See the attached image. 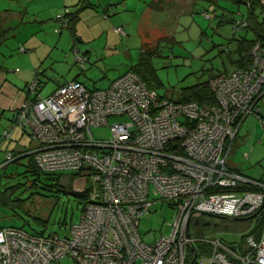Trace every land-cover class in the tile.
<instances>
[{"label": "built area", "instance_id": "built-area-1", "mask_svg": "<svg viewBox=\"0 0 264 264\" xmlns=\"http://www.w3.org/2000/svg\"><path fill=\"white\" fill-rule=\"evenodd\" d=\"M214 11L211 6L206 17ZM70 13L65 8L56 16L57 33L68 27ZM247 26L242 15L233 31ZM115 31L126 35L122 27ZM85 61L76 54L77 63ZM209 87L215 104L176 102L127 72L106 89L70 81L42 97L36 78L14 127L29 130V154L40 172L82 173L91 186L80 221L65 236L1 228L0 264H57L64 258L75 264H264V182L227 163L238 127L250 116L261 118L264 42H255L241 68L214 77ZM94 128H109L111 138L95 137ZM14 160L7 152L5 164ZM157 204L176 218L167 235L147 243L141 218ZM202 216L260 217L262 226L243 246L208 241L190 226Z\"/></svg>", "mask_w": 264, "mask_h": 264}, {"label": "rangeland", "instance_id": "rangeland-1", "mask_svg": "<svg viewBox=\"0 0 264 264\" xmlns=\"http://www.w3.org/2000/svg\"><path fill=\"white\" fill-rule=\"evenodd\" d=\"M48 1L27 3L31 11L41 9L38 21L29 16L24 24L18 25L16 31L0 38V66L4 68L0 70V82L4 80L2 75L9 80L14 76L15 84L22 89L26 82L31 84L38 75L37 79L43 83L40 91L42 97H47L59 84L72 80L74 76H78V80L88 88L105 89L119 74L139 62L143 42L151 45L158 43V53L150 61L160 81L158 93L173 100H177L185 89L208 81L212 75L221 72L230 74L236 68L233 63L237 60L233 37L238 38L245 31H233V24L228 21L239 20L242 15L245 17L246 7L243 4L238 6L230 0H179L180 3L159 0L157 6L160 9L148 11L154 14L152 18H156L151 22L146 15L135 17V22L130 23L129 13H121L122 18L128 15L129 26L124 27L125 36L115 31L124 24L117 21L119 16H116L109 21H99L91 29L85 20L79 22L77 37L74 39L67 28L62 29L61 33L56 32L61 29L56 16L65 8L54 15V19L41 18L49 12L48 8L45 10L44 3L46 7L58 3L57 0L53 3ZM77 1L73 0L71 4ZM150 1L126 0L124 3L136 6V3L146 4ZM211 6L215 11L209 19L205 13L209 12ZM108 26L110 29L103 31ZM162 36L167 39L156 41ZM66 38L70 41L65 46ZM81 40L83 44L79 43ZM32 42H36L37 47ZM73 44L75 46L71 49ZM108 44L112 48H107ZM20 47L29 51L20 53ZM77 48H81L79 54L86 59L84 65L75 62ZM35 70L38 73L35 74ZM16 75L21 76L17 79ZM18 92L6 86L0 91V229L15 228L29 234L65 236L68 228L81 219L83 204L79 198L71 193L50 194L32 188L34 177L25 178L23 175L29 163L28 158L8 164L2 169L6 165L4 161L7 152L34 148L29 130L14 127L12 112L22 106L26 97L25 90ZM260 111V119L250 116L238 127L227 163L229 168L237 169L244 176L264 182V102L260 104ZM113 121L110 120L111 123ZM5 130L11 133L8 139L4 137ZM93 134L100 139L111 138L109 128H94ZM84 187L81 182L71 183L75 191L81 192ZM175 218L174 211L166 205L157 204L152 207L151 213L141 218L139 230L143 240L153 243L161 235H167L168 224L173 223ZM259 219L235 221L202 216L197 222L196 219L192 220L190 226L200 239H219L243 246L246 238L258 228ZM57 264L75 262L64 258Z\"/></svg>", "mask_w": 264, "mask_h": 264}, {"label": "trees", "instance_id": "trees-1", "mask_svg": "<svg viewBox=\"0 0 264 264\" xmlns=\"http://www.w3.org/2000/svg\"><path fill=\"white\" fill-rule=\"evenodd\" d=\"M231 2L237 4H246L247 2L251 3L250 7H246L245 18L248 22L247 28L244 30L245 33L240 35V37L236 38L233 37V41L235 40L236 43V50L234 53L237 54V60L233 62L236 64L235 69L241 68L248 59V54L254 45L255 42L260 41L264 42V5L262 4V0H230ZM87 4V3H86ZM78 13L71 12L68 16V27L74 31V27L78 21ZM229 23L233 24L234 20L230 19ZM158 53V47L155 48H148L141 53L139 62L132 66L128 72H133L137 74L143 82L148 86L150 89H155L158 91V88L161 87L160 81L157 78V74L155 68L151 64V59ZM2 67L0 66V70ZM127 73V72H126ZM220 74H228V72H221L218 74H214L210 77V79L206 82H200L197 85H194L190 88L185 89L180 97L177 100H173L171 98H167L162 96L163 98H167L172 101L176 102H190L195 101L198 103H208V104H215L216 98L214 93L209 87V83L211 79L220 75ZM16 113V112H15ZM15 113H13V122L15 119ZM32 151L30 150H17V151H9L15 157V160L8 164L18 163L19 160L23 158H28L29 163L26 166V170L24 172V177L33 176L34 180L31 185L32 188H39L44 192H48L50 194H73L75 197L79 198V202L81 204H86L88 199V190L89 186H91V181L88 175L82 173H58V174H46L42 173L38 170L37 166L34 163V157L29 153ZM5 162V161H4ZM8 164L2 166V169H5ZM232 171L241 174L238 170L231 169ZM68 183V185L65 183ZM74 182H81L84 184L83 191H75L71 188V183ZM262 224L259 223L258 228L253 232L256 233L261 228ZM42 234V233H36ZM197 247H201L198 245Z\"/></svg>", "mask_w": 264, "mask_h": 264}, {"label": "crops", "instance_id": "crops-1", "mask_svg": "<svg viewBox=\"0 0 264 264\" xmlns=\"http://www.w3.org/2000/svg\"><path fill=\"white\" fill-rule=\"evenodd\" d=\"M35 1L37 2L38 0H0V38H3V36L6 35L9 32L16 31L17 27H19L18 25L24 24L25 23V20L29 16H30V18L31 17H34V19L36 18L35 21H38L37 19L40 17V14L39 13H40V10L41 9L39 11L34 12V11H31V8L27 6V3H34ZM75 1L76 0H74V2ZM95 1H96V3L93 0H78L76 2V4H71V3H73V0H69V3H68V0H57L58 3H53L54 0H49L48 2L49 3H53V4L52 5H47V7H46L45 3L43 4L45 10L48 8L49 12L48 13H44L41 18L43 19V18L51 17V19H54V15H57L58 13H60V11L63 8H69L72 13L79 11V13H78V17L79 18H78V21H77V23H76V25L74 27V31L68 29V31H70V33L72 35V38L75 39L77 37L76 36L77 35L76 34L77 33V30H78L77 25H78L79 22H81L83 20H85V22L87 23V25H89V28L91 29V27H93L99 21H103V20L109 21L111 17H115L116 18V16H119L118 19H117V21L124 23L122 28L125 30V28L129 26L128 25V21H127L128 15L126 17L122 18L121 17V13L122 12L126 11V12L129 13V15L131 17L130 23L131 22H135V20H136L135 17H138V16L143 17V16H146V15L148 17V20L151 22L153 20H156V18H152L151 15H154V14H150V12H148V11H151V9H158L159 8L157 6L159 0H151L150 2H148L146 4L145 3L144 4L136 3V6H132L133 3H129V4L125 5L124 2L126 0H106L105 2L102 0L101 3L98 0H95ZM174 2L175 3H180L179 0H174ZM72 5H74V6L72 7ZM119 9H122V10H119ZM154 13H157L158 15L161 14V13L156 12V11ZM15 23L17 25L14 27ZM117 28H119V27H117ZM107 29H110L109 26H108V28H105V30H103V31H106ZM139 32H141V31H139ZM100 35L102 36L101 33H100ZM164 39L166 40L167 38L165 36H162V37L156 39V41H158V40L161 41V40H164ZM29 41L31 42L32 39H29ZM69 41L70 40H68L67 38L65 39V46L67 45V43ZM79 43H82L83 44L84 41L81 40ZM107 43H108V41H106V44ZM31 44L34 45L35 47H37V43L36 42H34V43L32 42ZM71 45H69V46H71ZM157 45H158V43H157ZM157 45L156 44L155 45H151L150 43L143 42L142 43V47H141V53L144 50L148 49V48H155ZM74 46H75V44H73V46H71V49ZM35 47L31 46V48H35ZM21 48H23V47H20L19 48V52L20 53H21V51H20ZM107 48H112V46L110 44H108L107 45ZM35 50H36V48H35ZM80 50H81V48H77V51L75 53V56H76L77 53H79ZM28 51H29V49L25 48V52H22V53H26ZM87 53H89V52H86L85 54H87ZM75 62H76V60H75ZM132 66H134V65H131L127 69L126 72H128ZM2 69L4 70L3 67H2ZM16 72H17V70H16ZM126 72H124L123 74H119V76H117L115 79H113L110 82L109 86L111 85V83L113 81H115L116 79H118L119 77H121L122 75H124ZM36 73H38V71L35 70V74ZM0 74H2V73H0ZM2 76H3L4 80L0 82V89L1 90L5 89V86L8 87L10 90L12 89V90H15L16 92L19 91L18 93H20V92H22V91L25 90L26 97L23 100V102L28 97H30V95L28 93V90H27V87L29 85L27 82L25 83V85L21 89V88H19L15 84L14 76L12 77L11 80H9L4 75H2ZM20 76L21 75H19V76L16 75L17 79H19ZM37 76L38 75H36V78H37ZM3 78H1V80ZM12 81H14V82H12ZM70 81H78V82H80L78 80V76H74L73 79L70 80ZM70 81L62 82L61 84H59L57 86V88L60 87V86H62V85H64L67 82H70ZM38 82H39V90H38V92L40 94V91L43 88V83L39 79H38ZM80 83H82V82H80ZM89 89H98V88H89ZM167 98H169V97H167ZM16 111H18V109L15 110V111H13L12 113H14ZM232 169H235V168L232 167ZM235 170H237V169H235Z\"/></svg>", "mask_w": 264, "mask_h": 264}, {"label": "water", "instance_id": "water-1", "mask_svg": "<svg viewBox=\"0 0 264 264\" xmlns=\"http://www.w3.org/2000/svg\"><path fill=\"white\" fill-rule=\"evenodd\" d=\"M253 217L251 218H245V219H235V221H248V220H251Z\"/></svg>", "mask_w": 264, "mask_h": 264}]
</instances>
